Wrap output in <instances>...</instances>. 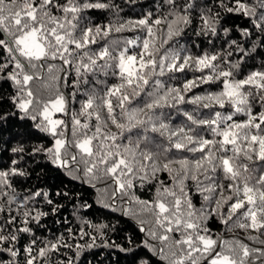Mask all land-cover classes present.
Returning a JSON list of instances; mask_svg holds the SVG:
<instances>
[{"label":"snow or ice","instance_id":"6c2138e0","mask_svg":"<svg viewBox=\"0 0 264 264\" xmlns=\"http://www.w3.org/2000/svg\"><path fill=\"white\" fill-rule=\"evenodd\" d=\"M163 3L169 7L167 15L151 24L149 14L143 19L116 26H89L85 23L87 17L82 15L86 10L119 11V6L102 0H0V80L11 81L15 85L14 106L24 113L25 118L35 122L36 129L53 137V147L38 146L34 151L46 152L58 167L90 181H110L114 185L113 195H127L135 186L134 181H151L158 172L169 174L176 187L158 181L161 187L154 202L157 209L155 219L152 227L141 228L150 237L142 241L143 247L161 261L166 264H200L201 259H206L208 264H264V247L250 249L236 241L235 247L229 245L227 251H216L217 240L207 235L205 226L207 219L214 215L225 225L236 216L234 227L251 229L264 236V60L259 66L254 64L253 70L246 75L242 72L243 62L264 58V0H219V7L225 13L242 14L252 22L251 29L241 30V40L228 41L233 52L240 54V60L235 62L225 61L219 54H202L195 58L189 55L182 59L175 52H166L157 60L159 49L155 43L154 26L165 23L167 39H172L180 36L184 27L191 23L187 14L191 5H180L179 0H163ZM219 17V12L202 17L204 27L201 32L216 35ZM129 28H143L147 32L148 38L142 42L143 51L139 53V59L137 55L128 54L126 47L119 51L113 48L115 55L108 46L92 54L78 51L97 43V37H107L113 30L122 32ZM221 30L225 34L230 31L226 28ZM116 44L119 46V42ZM232 54L229 52L228 57ZM55 60L61 61L62 65H72L75 61L78 77L83 75L81 69H84L103 76L111 74L119 82L105 86L102 91L95 87L85 89L78 111L69 108L75 92L66 98L57 90L54 97L50 96L46 101L36 100L34 104V93L28 86L45 71L52 80L57 79L53 74L56 66L48 63ZM217 61L227 63V67H221ZM186 68L201 75L186 80L182 89H165L156 79L146 90L153 76L164 75L165 70L184 73ZM237 76L242 78L237 79ZM217 82L221 85L219 92L194 95L187 101L182 94L202 84ZM78 83L87 84L88 81L85 79ZM96 83L103 84L104 81ZM142 94L146 99L140 101V106H135L134 101ZM186 102L197 108L182 111L187 122L173 128L170 124L173 114L162 109L176 108L177 104ZM225 105L226 113L212 111L206 117L193 114L199 107L213 109L219 106L224 109ZM256 106L259 111L254 112ZM102 112L105 115L102 116ZM56 113L68 116L69 120L53 118ZM238 113L247 119L235 120ZM109 124L118 132H112ZM133 129L140 130L134 144L117 142L124 132H132ZM205 131H210L214 138H206ZM148 133L158 134L166 143ZM13 151L23 152L24 148L18 147ZM160 153L172 155L160 163ZM178 153L185 155L177 158ZM187 153L199 155L189 157ZM10 174L24 173L15 168L10 172L0 171V184L7 188L11 187L7 180ZM189 180L194 182L197 191L206 193V203L199 209L186 194L185 181ZM226 191L229 193L227 196ZM3 195L6 194L0 193ZM33 195L43 198L47 194L37 191ZM161 197H170L171 200L166 203ZM12 202L14 197L6 201L8 204ZM47 204L53 205V201L48 199ZM57 207L53 205L51 211L55 213ZM0 213L5 217L0 219V264H20L18 234L31 233L32 229L17 227L12 231L18 223L17 216L11 215L10 209L6 212L2 205ZM46 215L48 213L43 211L35 214L31 210L24 211L23 223L38 224ZM174 232L180 233L179 239L173 238ZM249 239L264 245V239L259 236H250ZM35 244L33 234L31 244L25 249L27 255L23 264H36L38 258L46 260L48 253L58 248V244L49 242L45 247L34 249ZM34 250L36 255H33ZM143 264L149 262L144 261Z\"/></svg>","mask_w":264,"mask_h":264},{"label":"trees","instance_id":"16d2710c","mask_svg":"<svg viewBox=\"0 0 264 264\" xmlns=\"http://www.w3.org/2000/svg\"><path fill=\"white\" fill-rule=\"evenodd\" d=\"M102 2L112 3L119 6V11L115 9H88L82 15L87 17L85 23L89 26H106L112 24L114 26L127 21H136L143 19L149 14L151 24L157 18L166 16L169 7L163 0H102ZM180 5H191L187 14L191 23L184 27V31L178 37L167 39V25L161 23L154 26L155 43L159 51L156 58L159 60L161 56L167 53H178L183 59L186 56L193 58L202 54H219L224 57L225 61L235 62L240 60V54L233 52L229 47L228 41L233 39L241 40V30L245 28L251 29V20L237 13H225L219 7V0H179ZM229 6H232L230 3ZM219 12L220 17L217 21V34L205 35L201 32L204 27L202 17L214 15ZM171 19V17H169ZM83 24L81 25V27ZM226 28L230 31L225 34L221 29ZM79 35V30H77ZM147 37V32L143 28H129L122 32L112 31L107 37H97V43L89 44L86 48L78 51L87 52L89 54L98 52L102 47L108 46L109 51H119L121 48H127L129 53L137 55L143 51L142 42ZM211 40V43L209 42ZM167 40L165 43L164 41ZM127 41H135L134 45L126 43ZM116 42H119L117 46ZM151 50V47H150ZM113 51V54H116ZM232 52V56L228 57V53ZM264 60L257 57L253 61H245L242 64L243 75L253 70V65L259 66ZM85 62H87L85 60ZM48 63L55 65L53 74L57 79L52 80L45 72L41 76L34 78L29 86L34 93V104L36 100L46 101L50 96L54 97L56 91L63 93L68 98L70 93L75 92L76 96L73 102L69 104V108L78 111L79 101L84 97L82 93L85 89L95 87L97 91H102L105 86L118 83L117 77L109 74L103 76L100 73L86 72L81 69L82 76H77L75 71V61L72 65H62L59 60L49 61ZM102 63V61H98ZM191 63V61H190ZM220 63L221 67H227V63ZM66 70V71H65ZM159 72V69H157ZM208 70H205V74ZM201 75L199 72H193L185 69L184 73H172L165 70L164 75L153 76L149 80L148 88L153 86V80H160L165 89L171 87H179L182 89L183 83L194 77ZM242 78L237 76V79ZM87 80V84L78 83L81 80ZM102 80L103 84H97L96 81ZM45 84L48 87H45ZM221 91L219 82L215 84H202L200 87L193 88L190 92L183 93L185 100H189L194 95H204L207 93H215ZM16 87L11 81L0 80V171L10 172L13 168L23 175H9L7 177L11 187L7 188L0 184V193L6 195L0 196V205L5 211L11 210V215L17 216L18 223L13 226L12 231L17 227H31V233L20 232L19 243L20 248V264H23L27 255L25 249L31 244L33 234L36 238L34 249L45 247L49 242L58 244L55 251H50L47 259L38 258L36 264H143L148 261L149 264H166L153 254L148 248L143 247L142 241L150 239L146 231H141L152 227L155 219L154 202L157 201L158 189L163 181L169 187H176L174 181L167 172H158L156 178L151 181H134L135 186L127 194L116 193L113 195L114 185L107 180H92L87 177H81L77 173H69L64 168H60L51 162V158L46 152H36L34 149L38 146L49 148L53 147L54 139L50 135L40 132L35 127V122L29 118H25L24 113L14 106L12 97L15 95ZM146 99L143 94L134 101L135 106H140V101ZM197 108L191 103L177 104L176 108L162 109L165 113H172L170 124L173 128L182 126L187 121L182 115V111H192ZM212 111H220L226 113L227 105L224 109L215 106L213 109H205L199 107L193 114L198 117H206ZM254 112L259 111L256 106ZM105 115V113H101ZM64 120H69L65 116ZM235 120L242 121L247 119L243 114H236ZM95 123V120L92 121ZM112 132L118 130L109 124ZM199 130V129H198ZM139 129H133L132 132H124L117 142L122 145H128L130 142L134 144L137 140V132ZM148 135L157 138L161 143L164 142L162 137H158L156 133H148ZM206 138H214L210 131H205ZM219 139V137H215ZM23 147V152H15L13 149ZM143 147V144L141 145ZM171 153H160V163H163L165 157H170ZM185 153L176 154L177 158ZM189 157L199 153H187ZM15 161L16 163H13ZM257 168L259 164L257 163ZM178 167V165H173ZM224 183H227L224 181ZM186 194L191 199L196 208H200L206 202L204 195L197 191L192 181H185ZM40 191L47 195L43 198L36 197L33 193ZM60 193V194H57ZM66 193V195H64ZM229 193L226 191L225 195ZM14 197V202L6 203L10 198ZM51 199L53 205L58 206L57 211L53 213L51 208L53 205L47 204V200ZM167 203L170 197L164 198ZM137 200L146 202V204L138 203ZM226 207V206H225ZM31 210L33 214L36 211L47 212L48 215L42 217L39 223L30 222L24 224L23 212ZM135 213V214H133ZM239 215V213L237 214ZM4 214L0 213V219H4ZM233 216L225 225L218 216H211L206 221L208 229L207 235L217 240L215 246L216 251H227L229 245L235 247V242H242L250 249L256 247H264L258 240L249 239L250 236H260L254 230H244L233 226L236 220ZM141 221L145 223L142 224ZM81 233H86L81 235ZM204 234V233H202ZM174 239L180 238V233L172 234ZM95 238V239H93ZM228 243L225 244L224 242ZM153 243H158L153 241ZM64 244L71 247L63 246ZM123 249V250H122ZM239 251V249H237ZM33 251V255H36ZM215 253H213L214 255ZM200 264H208V260L201 259Z\"/></svg>","mask_w":264,"mask_h":264},{"label":"rangeland","instance_id":"374dc122","mask_svg":"<svg viewBox=\"0 0 264 264\" xmlns=\"http://www.w3.org/2000/svg\"><path fill=\"white\" fill-rule=\"evenodd\" d=\"M131 45H134V43H132ZM127 50H128V49H127ZM128 54H131V53H129V51H128ZM53 118L64 119V117H63L62 114H60V113H56V114L54 115Z\"/></svg>","mask_w":264,"mask_h":264}]
</instances>
